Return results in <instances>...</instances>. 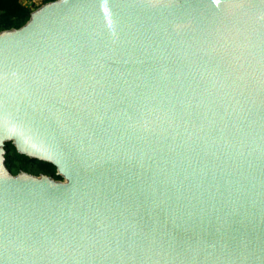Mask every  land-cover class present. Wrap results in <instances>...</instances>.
Wrapping results in <instances>:
<instances>
[{
	"label": "water",
	"instance_id": "obj_1",
	"mask_svg": "<svg viewBox=\"0 0 264 264\" xmlns=\"http://www.w3.org/2000/svg\"><path fill=\"white\" fill-rule=\"evenodd\" d=\"M6 141L66 181L12 175ZM0 264H264V0H53L0 31Z\"/></svg>",
	"mask_w": 264,
	"mask_h": 264
},
{
	"label": "trees",
	"instance_id": "obj_2",
	"mask_svg": "<svg viewBox=\"0 0 264 264\" xmlns=\"http://www.w3.org/2000/svg\"><path fill=\"white\" fill-rule=\"evenodd\" d=\"M49 1L53 0H43V3ZM31 5L23 3L22 0H0V31L19 28L25 24L33 11L34 6ZM6 151V164L13 174L22 169L34 174L39 171H48L50 175H54L53 166L48 165L46 167L43 163L26 159L24 156L15 153L14 147L9 143L6 144Z\"/></svg>",
	"mask_w": 264,
	"mask_h": 264
},
{
	"label": "flooded vegetation",
	"instance_id": "obj_3",
	"mask_svg": "<svg viewBox=\"0 0 264 264\" xmlns=\"http://www.w3.org/2000/svg\"><path fill=\"white\" fill-rule=\"evenodd\" d=\"M37 2H40V5H38V6H36V9L37 8H39L41 5H43V4H45V3H43V0H32V1H28V4H36ZM50 2V1H49ZM47 3V2H46ZM34 11V10H33ZM24 25V24H23ZM11 29H13V28H11ZM9 30V29H8ZM3 31V30H2ZM122 93V92H121ZM120 93V94H121ZM127 101H128V103L129 104H132L134 107H136V105L137 104H139L140 105V103H141V99H140V94H139V92H133L132 94H130L128 97H127ZM186 103L185 102H179L177 105H178V107H181V106H183V105H185ZM175 104H172V103H167V104H164V99L162 100V102H160V106H163L164 107V109H165V111H166V113H168V114H170V115H172V114H175L178 110H177V108L174 106ZM7 143H9V144H11L13 147H14V151H15V153H17V154H19V155H21V156H24L26 159H28V160H32V161H37V162H39V163H43V164H45V166L47 167L48 165H51V166H53L54 167V175H50L49 173H48V171L46 172V171H39L37 174H34V173H30V172H27V171H24V170H19L16 174H13L10 170H9V168L7 167V164H6V161H7V158H6V154H7V151H6V144ZM3 149H4V158H5V166H6V168L9 170V172L12 174V175H14V176H16V175H18L19 173H21V172H24V173H26V174H29V175H33V176H36V177H40V176H47V177H50V178H52L53 180H56V181H60V182H65L66 180H65V178L62 176V175H60L59 173H58V170H57V167L53 164V163H51V162H49V161H44V160H39V159H36V158H32V157H29L28 155H26V154H24V153H21V152H19L18 150H17V148H16V146L13 144V141H6V142H4V145H3ZM45 167V168H46Z\"/></svg>",
	"mask_w": 264,
	"mask_h": 264
},
{
	"label": "rangeland",
	"instance_id": "obj_4",
	"mask_svg": "<svg viewBox=\"0 0 264 264\" xmlns=\"http://www.w3.org/2000/svg\"><path fill=\"white\" fill-rule=\"evenodd\" d=\"M22 1H23V3H25V4L28 3V0H22ZM38 5H40V2H37L36 4H33V5H31V6H34V7H33V10H35V9H36V6H38Z\"/></svg>",
	"mask_w": 264,
	"mask_h": 264
},
{
	"label": "built area",
	"instance_id": "obj_5",
	"mask_svg": "<svg viewBox=\"0 0 264 264\" xmlns=\"http://www.w3.org/2000/svg\"><path fill=\"white\" fill-rule=\"evenodd\" d=\"M32 1V0H31Z\"/></svg>",
	"mask_w": 264,
	"mask_h": 264
}]
</instances>
